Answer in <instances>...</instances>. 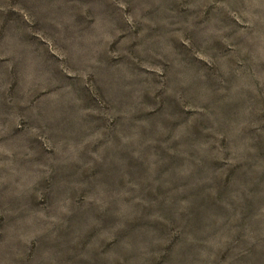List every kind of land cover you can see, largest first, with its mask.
<instances>
[{"label":"rangeland","instance_id":"obj_1","mask_svg":"<svg viewBox=\"0 0 264 264\" xmlns=\"http://www.w3.org/2000/svg\"><path fill=\"white\" fill-rule=\"evenodd\" d=\"M0 264H264V0H0Z\"/></svg>","mask_w":264,"mask_h":264}]
</instances>
